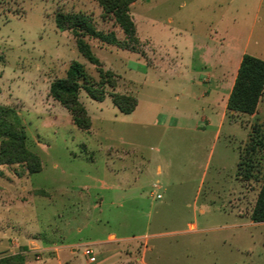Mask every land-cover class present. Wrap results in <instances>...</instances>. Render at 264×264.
I'll use <instances>...</instances> for the list:
<instances>
[{
	"label": "rangeland",
	"instance_id": "374dc122",
	"mask_svg": "<svg viewBox=\"0 0 264 264\" xmlns=\"http://www.w3.org/2000/svg\"><path fill=\"white\" fill-rule=\"evenodd\" d=\"M224 2L138 0L130 14L138 38L147 40L138 53L86 37L102 68L118 76L116 87L106 91L132 95L137 106L123 114L109 95L97 102L81 90L79 100L92 120L81 131L49 87L65 77L72 61L84 65L91 81L99 75L77 51L72 33L56 28L55 14L83 13L98 30L114 31L119 39L123 33L94 0H0V107L19 117L27 149L41 163L36 174H28L25 164L0 163V259L264 264V223L249 218L264 180V101L263 120L251 125L245 142V128L234 130L241 184L231 155L220 168L223 135L217 142L210 134L173 129L163 135L156 125L157 103L178 106L174 93L160 90L169 43L189 32L214 35ZM244 4L236 0L225 22L244 16ZM177 95L181 102L187 97ZM241 185L236 205L232 192ZM86 249L92 252L86 255Z\"/></svg>",
	"mask_w": 264,
	"mask_h": 264
},
{
	"label": "crops",
	"instance_id": "0c3cea01",
	"mask_svg": "<svg viewBox=\"0 0 264 264\" xmlns=\"http://www.w3.org/2000/svg\"><path fill=\"white\" fill-rule=\"evenodd\" d=\"M226 1L219 4L221 14L214 26V35L211 33L210 38L189 32L187 39L176 38V41L169 43L172 53L161 58L166 59L168 64L163 71L166 77L160 90L174 93L178 106L167 107L157 103L160 107L157 110L156 125L158 129H163V135L169 129L200 134L202 137L210 134L214 142L219 141L223 135L225 141L220 168H224L231 155L235 166L233 176L239 181V153H235L231 147L236 140L234 130L238 124L245 128L247 132L245 139L241 141L243 143L249 136L251 125L262 122L264 93L253 115L228 112L227 102L243 55L248 54L264 61V0H244L245 15H234L228 22H225L226 15L236 0ZM180 31L175 32L181 34ZM146 41L140 40L141 43ZM164 75L159 74L160 77ZM180 92L187 96L182 102L177 95ZM192 102H197L195 107ZM157 154H161L159 147ZM159 170L157 167V172ZM205 174L204 172L203 176ZM239 183L241 184L240 181ZM239 187L237 194L236 191L232 192L234 204L237 201L239 203L238 195L242 185ZM230 190L234 188L231 187Z\"/></svg>",
	"mask_w": 264,
	"mask_h": 264
},
{
	"label": "trees",
	"instance_id": "16d2710c",
	"mask_svg": "<svg viewBox=\"0 0 264 264\" xmlns=\"http://www.w3.org/2000/svg\"><path fill=\"white\" fill-rule=\"evenodd\" d=\"M107 19L118 26L123 33L119 39L114 31L98 30L91 18L83 13L57 12L54 17L56 28L70 31L75 39L79 54L95 66L99 75L97 83L91 81L83 64L72 61L64 78L52 81L49 95L70 114L73 124L81 131H88L91 119L79 100L80 91L97 102H102L106 95L111 97L113 105L123 114L132 113L137 106V99L129 94L108 93L106 87L114 89L118 76L110 70H104L101 62L93 55L86 37L100 43L131 52H140L141 42L137 36L136 25L130 14L131 6L137 0H94ZM264 93V61L244 54L236 79L227 102L228 112L253 115ZM0 163L25 164L28 174L41 170L37 155L27 149V137L19 117L9 108L0 107ZM255 146L251 150L254 152ZM240 164L237 165V177ZM255 224L264 223V180L258 192L255 204L249 216ZM19 255L2 258L0 264H22Z\"/></svg>",
	"mask_w": 264,
	"mask_h": 264
},
{
	"label": "built area",
	"instance_id": "2783aa9c",
	"mask_svg": "<svg viewBox=\"0 0 264 264\" xmlns=\"http://www.w3.org/2000/svg\"><path fill=\"white\" fill-rule=\"evenodd\" d=\"M156 197L159 198V196H156ZM91 252H92L91 250L86 249L85 254L88 255V254H90Z\"/></svg>",
	"mask_w": 264,
	"mask_h": 264
}]
</instances>
